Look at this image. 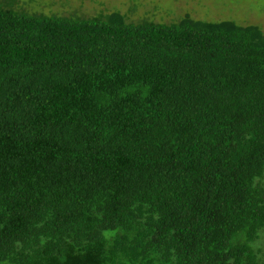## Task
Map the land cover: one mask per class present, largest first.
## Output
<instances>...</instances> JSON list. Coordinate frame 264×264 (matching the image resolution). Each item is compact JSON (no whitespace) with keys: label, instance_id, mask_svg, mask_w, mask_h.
I'll list each match as a JSON object with an SVG mask.
<instances>
[{"label":"trees","instance_id":"16d2710c","mask_svg":"<svg viewBox=\"0 0 264 264\" xmlns=\"http://www.w3.org/2000/svg\"><path fill=\"white\" fill-rule=\"evenodd\" d=\"M18 5L0 0V264H264L262 29Z\"/></svg>","mask_w":264,"mask_h":264},{"label":"rangeland","instance_id":"374dc122","mask_svg":"<svg viewBox=\"0 0 264 264\" xmlns=\"http://www.w3.org/2000/svg\"><path fill=\"white\" fill-rule=\"evenodd\" d=\"M17 7L29 13L86 19L119 12L130 23L172 24L189 17L254 25L264 32V0H19ZM257 248L264 259V238Z\"/></svg>","mask_w":264,"mask_h":264}]
</instances>
